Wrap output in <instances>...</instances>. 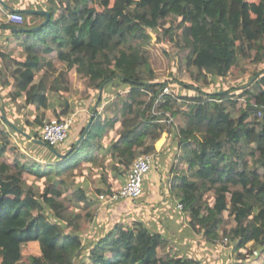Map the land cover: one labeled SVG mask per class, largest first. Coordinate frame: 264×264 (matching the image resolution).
I'll list each match as a JSON object with an SVG mask.
<instances>
[{
  "label": "trees",
  "instance_id": "trees-1",
  "mask_svg": "<svg viewBox=\"0 0 264 264\" xmlns=\"http://www.w3.org/2000/svg\"><path fill=\"white\" fill-rule=\"evenodd\" d=\"M38 1L35 7L49 13L46 23L37 12H15L23 16L20 25L0 18V30L29 46L23 60L0 51V86L6 89L5 96L0 93V264H203L170 246L187 237L178 223L183 214L209 244L216 245L222 233L227 236L235 264H245L256 251L264 254V0ZM38 26L12 34L14 27ZM149 31L162 44L177 37L191 47L184 73L174 70L168 80L161 78L169 69L165 57L172 55L159 51ZM172 59L180 68L183 59ZM239 59L263 66L240 87L208 91L216 78L230 76ZM54 60L65 63L66 70L51 88L68 89V72L74 70L93 96L96 114L89 129L80 131L78 144H66L68 137L57 146L37 144L23 132L35 139L39 134L5 122L10 103L20 110L34 102L49 107L45 83L56 72ZM41 70V79L30 86ZM6 128L26 142L23 150ZM163 134L168 142L156 152ZM25 149L34 162L21 160ZM10 153L17 155L12 163ZM151 153L154 163L142 194L122 201L135 212H153L142 197L149 175L158 174L159 209L170 218V229L150 215L147 222L133 218L134 213L123 212L126 204L102 220L70 209L75 200L97 210L98 196L115 192L134 160ZM82 167L102 174L105 187L93 196L82 182L72 192L66 186L65 177H75ZM26 174L46 179V189L35 192ZM166 190L174 198H167ZM116 203H106V210ZM171 205L182 207L173 212L167 209Z\"/></svg>",
  "mask_w": 264,
  "mask_h": 264
},
{
  "label": "rangeland",
  "instance_id": "rangeland-1",
  "mask_svg": "<svg viewBox=\"0 0 264 264\" xmlns=\"http://www.w3.org/2000/svg\"><path fill=\"white\" fill-rule=\"evenodd\" d=\"M119 7L123 8V5L119 4ZM6 14H7V12L5 13V12L0 11V17H2L4 21H6ZM149 34H151L153 36V42H155L157 44L159 51H162L163 48H165L168 50V53L172 55V56L168 55L165 57L164 61H165L166 65H168L169 69H168V71L164 72L161 75V78L168 80L171 77L172 72L174 70L177 72H181V73L183 72L184 73L187 69L185 57L190 53L189 49L191 47L186 45L183 41H181V39H178L177 37H172L168 40H165V43L162 44L161 42H158V40L155 37L154 32L149 31ZM4 36L5 35H0V39L3 38ZM187 48H189V49H187ZM14 53H15V51H14ZM174 55H178L179 57H181L183 59V62H182V65L180 68L177 66L176 61L174 62V60L172 59V57ZM262 66H263L262 64L256 65L255 63H252L249 60L239 59L238 63L231 68L230 76H227L225 78H216L212 82L214 84L207 87L208 91L221 90V89H223V90L229 89L230 90L231 88H235L238 86L240 87V86L244 85L245 83H247L248 81H250L253 78L254 74H256V72H258ZM186 74L192 76L194 73L192 71H188ZM208 79H210V77H208ZM85 83H86L85 79H82L79 76L73 77V82H72L73 86L71 85V88L72 87H74V88H73L72 94L68 93L65 96V98H68L70 100L75 99V100H79V101L88 99V97L92 99L93 96H91V97L88 96L89 91L86 88ZM199 84L201 85L202 88L207 90V88L203 84V82H201ZM168 91H170V90L168 89ZM74 92H76V93H74ZM3 94L5 96L4 92H3ZM94 96H95V94H94ZM98 98H100L99 95L95 99L97 100ZM239 101L243 102L242 99H240ZM91 112H93V111H91ZM233 113H236V111H233ZM13 114L14 113L12 110H11V112H8L6 115V118H7L6 120H12V118L14 117ZM53 119H56V118L50 117V118H45L44 120L41 119V122L43 123V122H47V121H50ZM0 121H1V113H0ZM195 133L198 136L202 135V133L198 132V131H196ZM163 136H167V134H163ZM11 137H10V139L13 142V144H15L16 146H19V148L23 150V147L26 145V142L21 140L17 136H16L17 141L12 139ZM162 138L163 137H161V139ZM167 141L168 140H166V142H163L162 146L167 144ZM158 142L156 143V145L158 144ZM20 154L23 156V157H20L22 161H31V162L35 161V159H33V157H32V154L26 149H25V152L22 151V153H20ZM15 158H17V155L10 153L8 161L10 163H12ZM34 158H36V157H34ZM42 165H44V164L42 163ZM169 172H170V170L168 168H166L165 173H166L168 178H169V174H168ZM101 175L102 174L100 173L99 168L92 169V168L82 167L81 170H77V175L75 177H68V178L65 177L66 183H67L66 186L69 187L70 192H72V191H74V189L77 188V185H79L82 182V183H84L83 185L86 187L85 189L87 190L88 194L93 196V195H95V191L97 190V188L99 189V188L105 187V182L103 181V178L101 177ZM154 175H155V177L151 178V179L154 180L155 184H158V187L157 186L152 187V186L148 185V184H150L149 182H152V180L148 179L149 182L148 181L146 182L145 191H144V194L142 197L143 199L145 198L146 200H148L149 203H147V204L153 210V212L149 211V209H148V212L146 210L142 211L140 208H137V211L135 212L133 210V205L129 201L123 202L122 200H121V202H117L116 207L110 211L106 210V205H107L106 202H101V203L96 202V205L98 206V208L96 210L94 207L95 204H93L90 208H86V207H84V205H81V204L79 205L78 203H76L75 200L72 201V203L70 205V209L74 210L75 212H78L82 215H84L87 211L93 212L94 214H96L98 219L102 220V219L106 218L107 214H109L111 216V218H113L116 214L119 213V211H116V208L119 206V204H122V205L126 204L123 212L127 211L130 213H134L133 218L140 219V220L147 222V220L149 219L147 216L150 215L151 216L150 219H153L156 221L158 219H160V220H162V222L167 224L168 228L170 229L171 223H169V221L167 219H164V218H168V216L165 215L164 213H161V211L159 209V207L161 206L160 205V199L162 197L160 195V188H159L160 187V177L158 174H154ZM108 176H109L110 181L115 183L114 186L116 188H118L119 187L118 184L116 182H114V180L111 179L110 173H108ZM163 176H165V175H163ZM25 179H26V182L30 186L33 187L35 192H38V193H41L44 189H46V187L48 185V182L46 181V179H36L34 176H31L28 174L25 175ZM164 182H165V179H164ZM161 184H163V182ZM148 186H149V188H148ZM165 193H166L167 198H170V199L174 198L173 196L171 197V195L168 194L167 190L165 191ZM168 207L169 208H167V209L170 210V207H172V206H168ZM127 221L131 222L132 217H130V219ZM165 221H167V223ZM189 221H190V219L187 217L186 219H184V223L182 222L183 223L182 231L184 232V233L183 232L182 233L185 234V236H187V237H186V239L183 240V242L179 243L180 249H182V248L187 249L186 251H187V254L189 256H192L196 259L202 260L203 264H235L234 259H235L236 255H235V252L233 251V247L229 246V241H228L227 236H225L222 233L220 235L221 239L217 242V244L211 245V244H209L208 238L202 232L198 233V232L194 231V229L190 226ZM85 225H86V223H85ZM88 225L89 224H87L86 226H88ZM88 228H89V226H88ZM32 246L33 245L30 246V251L35 254L37 249H36V247H32ZM170 246H173V243H171ZM250 246L251 245L248 244V247H250ZM178 251H179V247H177V250H174V252H176V253ZM263 262H264V254H261L258 251H256L255 254H253L249 257V259L245 262V264H263Z\"/></svg>",
  "mask_w": 264,
  "mask_h": 264
},
{
  "label": "crops",
  "instance_id": "crops-1",
  "mask_svg": "<svg viewBox=\"0 0 264 264\" xmlns=\"http://www.w3.org/2000/svg\"><path fill=\"white\" fill-rule=\"evenodd\" d=\"M2 2V3H1ZM0 2V11L1 12H7L6 9L8 8H13L15 10H28V9H33L35 12L38 13V11H44L43 9H37L35 6H39L41 5L39 3L38 0H1ZM37 4V5H36ZM40 14V13H39ZM1 18V17H0ZM1 22V21H0ZM5 22V21H4ZM15 34V33H12ZM0 35H5L3 38L0 39V51L4 52V53H8L10 54V56L15 57L17 59H21L23 60L25 58V50L29 47L28 45H21L20 42L18 40H14L11 39L12 35L8 33V31L6 30H0ZM15 51V53H14ZM262 64H264V58L262 61ZM53 67L55 68L56 72L50 76V78L46 81V87L50 92V97L47 100V103L49 104L48 108H43L41 106H38V104L36 102L34 103H30L29 105H27V107L25 109H22L25 111V114L23 115V113H21L22 110L18 109L17 106L13 103L9 104L8 110L9 112H11V110L14 112V117L12 118L13 120H8L9 121V125H13L12 121H15V123H17L20 126H25L26 128L32 130V132H36L37 134H39V131L41 129V125H43V123L45 122H41L40 124H38L35 120L36 117H38L40 120H44L45 118H63L66 116H71L73 118V124L72 127L70 129L69 135H68V139L66 144L72 143L74 141H77V139H79V133L82 130L83 127H85L89 121L90 118V112L91 107L93 106V99L88 98L82 101L79 100H70L68 98H65V96L70 93L72 94L73 88H71V85L73 86L72 82H73V77H78L77 73L74 70H70L68 72V76H69V87L68 89H64V85L61 84L60 86H57V89L55 88H51L54 86H51V82L54 80H56L58 73L60 72H65L66 70V64L63 62H60L58 60H54L53 62ZM44 71L41 70L37 73L36 75V79L31 83L30 86H36V84L38 83V81L41 79V76L43 75ZM80 77V76H79ZM239 87V86H238ZM236 88V87H235ZM53 89L55 91H53ZM6 93V89H4L3 87L0 86V93L2 95L3 92ZM76 93V92H74ZM109 104V101L106 103ZM64 110H69L70 112L72 111L73 113L71 114H61V112H63ZM2 117V114H1ZM7 119V118H5ZM6 131L9 133V136L16 140V136L10 132V130L7 128ZM25 133V132H24ZM162 142V141H161ZM164 142H166V138L164 140ZM168 142V141H167ZM166 147V145H165ZM164 145L162 148H165ZM159 149V150H160ZM150 180H152L151 178H154L155 175L154 174H150L149 175ZM149 182V181H148ZM150 186L154 187L157 186L158 184H155L154 180H152V182H149ZM149 188V186H148ZM123 202H127V201H123ZM172 206V205H171ZM172 208V207H170ZM173 209V208H172ZM176 210H181L180 208H178L176 205L174 206L173 212H176ZM187 218V215L183 214V218L178 221V223H184V219ZM168 221H171L170 218L168 219ZM173 247L174 250H177V247H180V245L174 244L173 243ZM187 249L182 248L180 249L181 252H186Z\"/></svg>",
  "mask_w": 264,
  "mask_h": 264
},
{
  "label": "built area",
  "instance_id": "built-area-1",
  "mask_svg": "<svg viewBox=\"0 0 264 264\" xmlns=\"http://www.w3.org/2000/svg\"><path fill=\"white\" fill-rule=\"evenodd\" d=\"M5 22L20 25L23 23V16L15 12L7 13ZM164 93H169L168 89H165ZM72 124L73 118L71 116H66L60 120L53 119L43 123L39 131L41 140L50 146L59 145L68 137ZM165 138L166 136H163L156 145V152L162 147ZM154 156L155 154L152 153L138 156L130 167L125 183L110 196L101 194L98 196V199L101 202L108 203L118 202L124 199H133L140 196L143 192V179L154 163ZM177 207L181 209L182 206L178 205Z\"/></svg>",
  "mask_w": 264,
  "mask_h": 264
},
{
  "label": "water",
  "instance_id": "water-1",
  "mask_svg": "<svg viewBox=\"0 0 264 264\" xmlns=\"http://www.w3.org/2000/svg\"><path fill=\"white\" fill-rule=\"evenodd\" d=\"M1 2V0H0ZM2 3V2H1ZM18 11H22V12H26V13H34V10H13V12H18ZM38 13H40L41 15H44L46 17V20L44 21V23H46L49 19V13L47 11H38ZM41 26L32 28V29H24V28H20V27H14L12 29V32L15 34H22V33H28V32H34L35 30H37L38 28H40ZM96 112H91L90 113V118L89 121L87 123V125L85 126V131H87L90 127V125L92 124L93 118L95 117ZM5 122L7 124H9V121L5 119ZM24 137H26L29 141L37 143V144H45V142L41 139H35L33 138L30 134L28 133H24L23 132ZM82 138V136L79 137V139H77L76 143L78 144L80 142V139ZM54 150V149H53Z\"/></svg>",
  "mask_w": 264,
  "mask_h": 264
}]
</instances>
